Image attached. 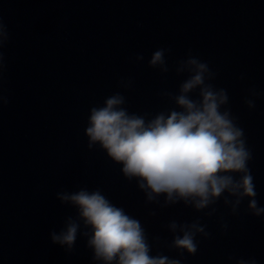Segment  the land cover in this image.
<instances>
[{
	"label": "water",
	"instance_id": "95a60500",
	"mask_svg": "<svg viewBox=\"0 0 264 264\" xmlns=\"http://www.w3.org/2000/svg\"><path fill=\"white\" fill-rule=\"evenodd\" d=\"M0 19L10 33L0 48V95L7 99L0 103V264H99L84 237L77 236L71 253L49 238L76 214L55 193L80 187L100 188L138 219L152 255L177 257L166 246L172 234L165 226L200 217L212 236H198L197 253H185L182 264H235L229 256L264 264V216L244 212L247 198L236 216L222 201L211 217L183 203H145L135 180H126L99 146L88 149L84 135L90 107L117 91L129 112L154 115L174 107L159 93H175L186 74H161L147 60L169 47L174 67L191 50L217 72L212 83L228 92L264 206V0H0ZM136 54L144 60L136 62ZM120 78H131V88L118 87ZM252 86L261 95L248 109L244 99ZM221 215L228 223L224 234Z\"/></svg>",
	"mask_w": 264,
	"mask_h": 264
},
{
	"label": "clouds",
	"instance_id": "9594fccd",
	"mask_svg": "<svg viewBox=\"0 0 264 264\" xmlns=\"http://www.w3.org/2000/svg\"><path fill=\"white\" fill-rule=\"evenodd\" d=\"M9 37L7 25L0 19V48ZM170 53L169 47L156 49L147 65L161 74L172 70L177 75L186 74L175 93L167 90L159 93L174 107L154 115L129 112L126 97L114 92L102 104L89 109L84 128L87 148L99 146L111 161L121 165L120 173L130 182L135 180L144 193L145 203L160 207L183 203L211 217L217 213V202L222 201L229 214L236 216L247 198L244 212L253 217L264 216L249 167L253 153L244 129L229 107L227 90L212 83L217 72L207 61L192 55L191 50L174 67L170 66L167 60ZM134 60L141 62L144 56L136 54ZM3 67L0 53V70ZM131 86V78L118 79V87ZM247 93L244 104L254 109L261 93L255 86L249 87ZM0 103H7L2 95ZM55 198L61 205L74 208L76 214L66 216L59 231L49 232L51 243L71 253L77 236L84 237L85 246L92 253L91 260L99 264H182L185 253H197L198 236L203 239L212 236L200 217L191 222L170 220L165 227L172 239L166 246L176 250L177 257L159 252L152 255L153 244L145 227L124 208L113 204L100 188L89 191L80 187L74 192L62 189L55 193ZM218 222L221 233H226L228 223L223 215ZM159 239L153 238L157 242ZM233 259L235 264H258L255 257H228Z\"/></svg>",
	"mask_w": 264,
	"mask_h": 264
}]
</instances>
